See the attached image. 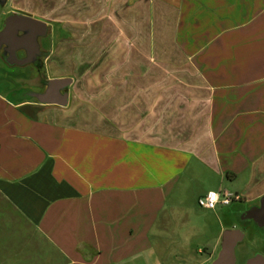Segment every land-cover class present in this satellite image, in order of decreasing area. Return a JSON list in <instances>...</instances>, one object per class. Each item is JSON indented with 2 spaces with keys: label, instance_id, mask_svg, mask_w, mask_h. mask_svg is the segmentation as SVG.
<instances>
[{
  "label": "crops",
  "instance_id": "obj_1",
  "mask_svg": "<svg viewBox=\"0 0 264 264\" xmlns=\"http://www.w3.org/2000/svg\"><path fill=\"white\" fill-rule=\"evenodd\" d=\"M80 1L81 16H177L179 46L209 92L205 140L177 122L190 136L151 142L70 123V99L62 108L0 95V201L41 244H25L34 264H213L221 234L211 251L183 245L177 210L202 174L209 192L245 180L240 208L264 197V63L248 75L254 45L264 56V0Z\"/></svg>",
  "mask_w": 264,
  "mask_h": 264
},
{
  "label": "rangeland",
  "instance_id": "obj_2",
  "mask_svg": "<svg viewBox=\"0 0 264 264\" xmlns=\"http://www.w3.org/2000/svg\"><path fill=\"white\" fill-rule=\"evenodd\" d=\"M9 2L5 11L12 6L32 10L38 15L33 16L35 19L50 23L49 39L55 41L58 51L49 63L50 75L75 80L69 91L70 123L114 125L126 136L176 146L184 135L185 139L190 136L177 133L180 122L196 129L194 135L205 140L209 92L201 83V70H195L179 46L177 16H116L113 11H109L112 16H81L80 0ZM84 19L86 23L80 25ZM250 33L256 34L252 30ZM257 50L258 45H254L250 77L258 75L259 69L254 67L264 63V56L260 57ZM29 72L3 64L0 95L14 100L9 94L28 84L24 76ZM31 89L41 91L32 85ZM204 178L202 174L189 183L190 197L177 210V239L183 245L190 242L191 249L211 251L220 234L222 237L230 230L249 206L240 208L238 203L246 185L240 180L228 184L227 192L235 196L231 206L215 211L202 209L196 197L211 189ZM12 211L0 201V264H34L25 244L33 248L41 244L32 233L27 235ZM243 244L236 250L238 264H244L246 257L264 254V234L260 231L249 235Z\"/></svg>",
  "mask_w": 264,
  "mask_h": 264
},
{
  "label": "water",
  "instance_id": "obj_3",
  "mask_svg": "<svg viewBox=\"0 0 264 264\" xmlns=\"http://www.w3.org/2000/svg\"><path fill=\"white\" fill-rule=\"evenodd\" d=\"M9 0H0V8H4ZM50 31V26L41 20L20 15L11 16L0 32V50L6 46L7 62L10 66H24L29 62L19 61L17 52L24 51L25 45H30L34 51H39L41 38H45ZM28 35L20 37L19 33ZM74 80L71 78L49 80L46 88L32 96L33 100L41 105H53L66 108L69 105V90ZM258 217H264V197L259 208H254L246 213L244 220L254 221L258 224ZM260 228L264 225L258 224ZM245 240V233L240 230H227L222 236L221 251L213 264H237L236 250ZM246 264H264V255H257Z\"/></svg>",
  "mask_w": 264,
  "mask_h": 264
},
{
  "label": "flooded vegetation",
  "instance_id": "obj_4",
  "mask_svg": "<svg viewBox=\"0 0 264 264\" xmlns=\"http://www.w3.org/2000/svg\"><path fill=\"white\" fill-rule=\"evenodd\" d=\"M9 1L8 3L10 5ZM6 6L4 8H0V23L2 22V28L0 29V32L4 30L7 20L13 15H20V16L34 18L30 14L24 11H20V10L10 9L9 11H5ZM37 20H40V19H37ZM50 31H51V28H50ZM50 31L48 32L45 38H41L39 40V43H40L39 51H34L32 46L25 45L26 49H24V51L17 52L19 61L24 60V62H29L27 65L10 66L7 62V59L9 58V55L6 54L7 47L4 46L0 50V67L4 64L12 68H22L23 70L24 69L30 70V72L28 73V76H24V80L28 84H24V86L19 90V92H16V93L14 92L13 94H9V97L13 98L14 101H35L33 100L32 96L36 94V92L31 89V85L32 87L40 88V90L42 91L43 89L46 88V85L49 80L59 78V77H53L50 75L49 63L52 61V58L54 56V51H55V41L52 39H49ZM27 35L28 34L24 32L19 33V36L22 38L26 37ZM260 205H261V201L257 206L251 207L243 215H241L237 223H235L230 230L243 231L245 233V240L247 239L249 235L253 234V232L255 231H260L261 234L262 233L264 234V227L260 228L258 225V224L264 225V217L262 219H260L261 217H258V224L254 221L244 220L246 218V213L248 211L254 208H259ZM243 243L240 245H244ZM259 255H262V254H259ZM251 258L252 257H246L244 260V264H246L247 261ZM237 264H238V261H237Z\"/></svg>",
  "mask_w": 264,
  "mask_h": 264
},
{
  "label": "built area",
  "instance_id": "obj_5",
  "mask_svg": "<svg viewBox=\"0 0 264 264\" xmlns=\"http://www.w3.org/2000/svg\"><path fill=\"white\" fill-rule=\"evenodd\" d=\"M235 196L228 192H209L206 196L200 198L199 206L205 210L215 211L218 207L230 206ZM239 199L238 197L236 198Z\"/></svg>",
  "mask_w": 264,
  "mask_h": 264
}]
</instances>
